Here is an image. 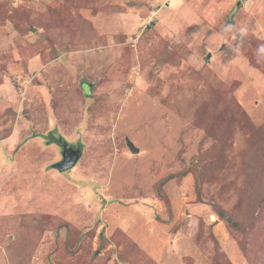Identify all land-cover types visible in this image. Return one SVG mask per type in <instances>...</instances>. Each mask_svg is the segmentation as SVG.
I'll list each match as a JSON object with an SVG mask.
<instances>
[{"label": "rangeland", "instance_id": "374dc122", "mask_svg": "<svg viewBox=\"0 0 264 264\" xmlns=\"http://www.w3.org/2000/svg\"><path fill=\"white\" fill-rule=\"evenodd\" d=\"M262 46L264 0H0V264H264Z\"/></svg>", "mask_w": 264, "mask_h": 264}, {"label": "water", "instance_id": "95a60500", "mask_svg": "<svg viewBox=\"0 0 264 264\" xmlns=\"http://www.w3.org/2000/svg\"><path fill=\"white\" fill-rule=\"evenodd\" d=\"M61 142V139L59 140ZM128 146L132 153L138 154L139 150L134 146L133 143L129 142ZM66 147L63 150V160L60 163H57L55 165V168L60 172L63 173L65 171L74 169L78 163L80 162L83 152L81 149L74 150L71 147H68L66 144L64 145ZM67 153H70L69 156H67Z\"/></svg>", "mask_w": 264, "mask_h": 264}, {"label": "flooded vegetation", "instance_id": "af4514ba", "mask_svg": "<svg viewBox=\"0 0 264 264\" xmlns=\"http://www.w3.org/2000/svg\"><path fill=\"white\" fill-rule=\"evenodd\" d=\"M54 139L57 140V138H54ZM56 142H58L57 145H58V147H59L60 150H61L62 160H63V159H64V158H63V150L66 148V147H64L65 144L59 142V140L56 141ZM53 143H54V142H53ZM69 154H70V153H67V156H69Z\"/></svg>", "mask_w": 264, "mask_h": 264}, {"label": "trees", "instance_id": "16d2710c", "mask_svg": "<svg viewBox=\"0 0 264 264\" xmlns=\"http://www.w3.org/2000/svg\"><path fill=\"white\" fill-rule=\"evenodd\" d=\"M223 218H224V216H223ZM228 222H230L232 224V227H234V228H237L238 227L239 228V225H237V223L233 224L231 220H228Z\"/></svg>", "mask_w": 264, "mask_h": 264}, {"label": "clouds", "instance_id": "9594fccd", "mask_svg": "<svg viewBox=\"0 0 264 264\" xmlns=\"http://www.w3.org/2000/svg\"><path fill=\"white\" fill-rule=\"evenodd\" d=\"M260 52H264V46L259 49Z\"/></svg>", "mask_w": 264, "mask_h": 264}]
</instances>
